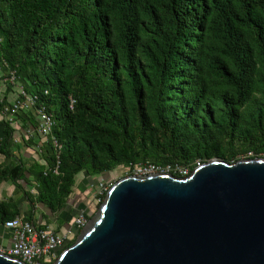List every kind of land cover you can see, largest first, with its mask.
Returning <instances> with one entry per match:
<instances>
[{
  "label": "trees",
  "instance_id": "1",
  "mask_svg": "<svg viewBox=\"0 0 264 264\" xmlns=\"http://www.w3.org/2000/svg\"><path fill=\"white\" fill-rule=\"evenodd\" d=\"M0 74L55 121L45 164L28 168L0 90V185L33 208L64 210L84 173L264 158V0H0ZM16 202L0 200V226Z\"/></svg>",
  "mask_w": 264,
  "mask_h": 264
},
{
  "label": "water",
  "instance_id": "2",
  "mask_svg": "<svg viewBox=\"0 0 264 264\" xmlns=\"http://www.w3.org/2000/svg\"><path fill=\"white\" fill-rule=\"evenodd\" d=\"M0 264H27L0 252ZM264 264V158L116 180L53 263Z\"/></svg>",
  "mask_w": 264,
  "mask_h": 264
},
{
  "label": "built area",
  "instance_id": "3",
  "mask_svg": "<svg viewBox=\"0 0 264 264\" xmlns=\"http://www.w3.org/2000/svg\"><path fill=\"white\" fill-rule=\"evenodd\" d=\"M8 80L10 83L14 84L16 82L15 73H11V77L8 78ZM18 88V96H16L10 105L4 107L1 114L2 117L5 118L8 123L15 124L18 114L21 111L33 110L39 120L37 127L38 133L45 137L50 136L55 126L53 116L47 113L44 108L34 109L37 98L28 95L23 90V87ZM75 103V99L70 97L69 108L71 110L74 109ZM53 143L57 149L61 148L55 139H53ZM249 156H252V153H249ZM200 165L201 163H197V166ZM54 172L57 173V169H55ZM157 173L173 174L176 177H187L191 174L187 166L178 164H168L163 166L146 163L139 164L132 169L127 170L125 177L130 175L145 176ZM112 184V182L100 181L98 185L95 186V192L92 199L94 206L92 209L94 212L91 209L79 211L74 220L73 230H68L62 234H57L55 231L49 229H38L31 222L21 217L7 220L3 226L11 232L12 244L7 249H0V252L20 259L27 264H38L42 263L41 261L43 260H56L60 253L71 244L89 222L90 218L96 212L97 206L103 202V199Z\"/></svg>",
  "mask_w": 264,
  "mask_h": 264
},
{
  "label": "crops",
  "instance_id": "4",
  "mask_svg": "<svg viewBox=\"0 0 264 264\" xmlns=\"http://www.w3.org/2000/svg\"><path fill=\"white\" fill-rule=\"evenodd\" d=\"M2 76V74H0ZM0 90L7 95H10L12 101L16 98L17 94L7 92V88L3 82L0 83ZM31 114L37 120V127L39 124L38 117L33 110L21 111L18 114L16 123L18 131L16 132V142L19 145L17 156L22 160L28 168H33L36 163L44 165L45 162L41 160L42 150L46 144L47 137L38 133L37 127H30V122L26 118L27 113ZM2 134V128H0ZM0 162L10 164L9 160H5L0 156ZM35 170L32 173L26 174L25 181H22V186L25 190L33 191L34 186L37 184L35 179ZM101 179L107 177H94L90 178L85 173L77 177L66 208L59 213H52L46 206L37 204L34 208L26 201V199L17 192L15 186L11 182H5L0 185V200L9 201L15 199L17 202V210L19 217L23 219H30L32 224L38 229H49L55 231L57 234H62L68 230H73L74 220L79 211L89 210L93 206V196L95 186ZM13 212V207L10 209ZM12 244L11 232L3 225L0 226V249H7Z\"/></svg>",
  "mask_w": 264,
  "mask_h": 264
},
{
  "label": "rangeland",
  "instance_id": "5",
  "mask_svg": "<svg viewBox=\"0 0 264 264\" xmlns=\"http://www.w3.org/2000/svg\"><path fill=\"white\" fill-rule=\"evenodd\" d=\"M122 174L123 173H121L120 171H115V172H112L110 175H109V177H107V179H101V181H107V182H112V183H114V181H116V180H118L120 177H122ZM92 208H94V206L93 207H91V210H93ZM93 212H94V210H93Z\"/></svg>",
  "mask_w": 264,
  "mask_h": 264
}]
</instances>
